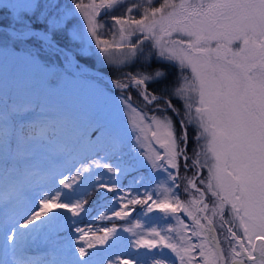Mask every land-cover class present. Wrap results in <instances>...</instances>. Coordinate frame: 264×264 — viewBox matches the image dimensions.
<instances>
[{"label": "snow or ice", "instance_id": "obj_1", "mask_svg": "<svg viewBox=\"0 0 264 264\" xmlns=\"http://www.w3.org/2000/svg\"><path fill=\"white\" fill-rule=\"evenodd\" d=\"M71 5L29 0L24 5H5L0 11L9 17L10 39L39 41L41 49L46 45L58 50L57 56L64 60L70 57L59 50L53 37L66 31L71 41L79 42L81 52L90 50L94 41L105 62L117 71L137 60L150 65L153 57L176 67L173 82L162 84L159 91L148 87L167 79L168 73L159 67L121 71L120 78L111 81L121 90L119 99L137 133L140 155L153 172L166 175L154 191L146 187L142 198L125 199L129 189L122 188L120 178L137 171L143 161L131 153L125 157L119 143L111 140L102 149L106 157L81 161L74 174L59 180L71 193L53 186L37 208L28 202L13 216L6 215L0 222L6 240L15 242L60 221L75 224L73 217L89 212L83 197L94 189L96 203L107 200L106 193L113 194L108 201L115 205L109 209L111 217L100 219L126 220L136 205L141 206L143 217L159 214L153 216L155 224L137 219L122 229L134 237L133 247L146 250L151 264H264V0H159L158 5L157 0H71ZM31 17L44 27L33 28ZM73 19L78 23L69 27ZM105 29L112 40L103 38ZM136 34L142 39L129 42ZM145 41H151L154 52L145 53ZM126 90L131 91L124 95ZM132 91L143 107L134 104ZM20 111L7 102L0 108V168L5 173L31 139L18 120ZM190 127L194 128L191 153ZM94 131L101 138L108 136L103 126ZM105 158L114 162L101 163ZM118 190L123 194L116 195ZM75 231L81 233L78 242L82 243L76 249L80 259L73 257L70 264H97L98 253L88 249L112 236L123 239L116 235L115 226L98 229L102 236L91 229ZM109 264L117 262L109 259ZM136 264L142 261L137 259Z\"/></svg>", "mask_w": 264, "mask_h": 264}, {"label": "rangeland", "instance_id": "obj_2", "mask_svg": "<svg viewBox=\"0 0 264 264\" xmlns=\"http://www.w3.org/2000/svg\"><path fill=\"white\" fill-rule=\"evenodd\" d=\"M84 2L87 3L88 0H84ZM27 3H29V0H0V9H3L5 5L9 4L24 5ZM60 3L72 6L71 0H60ZM158 3L159 0H157V5ZM114 14L118 15L119 12ZM136 18L139 17L137 16ZM8 19L7 13L0 11V22L2 21L4 23L0 24V30L7 34L10 31L7 27ZM31 19L35 22V17H31ZM100 19L104 20L106 18L101 17ZM75 23H78V21L73 19L69 22L68 26L71 27ZM39 25L41 27L35 29L44 27L43 24ZM84 28L86 31V24ZM138 37L142 39L140 34H136L129 38V42L134 43ZM0 38V93L4 96L7 95L13 102L26 103V105L33 103L37 98L38 104L35 102L37 106H33L35 112L32 111L33 113L29 117L39 120L43 119L49 123L53 121L52 123L55 124V127H63L64 130L66 128L62 133L64 136L72 137L71 141H67L66 138L59 136L58 139L48 138L44 140L47 141L46 144L36 140H28L25 143L22 154L27 164L26 171H31L29 169H35V171L31 176H17L14 173L7 174V178L0 183V222L5 219L6 215L8 217L13 216L14 213L19 211L28 202H31L33 209L37 208L39 200L43 198L44 193L49 191L53 186L62 189L63 193H71L72 190L64 189L59 184V180L72 173L74 168L79 167L80 162L84 161L87 157L86 155H90L88 157L91 160H99L101 157H106L102 149L107 148L111 140L119 143L125 157L131 153L138 161H143L142 164L137 165V168L141 167L146 170L143 171L141 169L125 176L124 181L120 183L122 188L129 189L125 199L137 196L142 185H145V179L148 177L152 180L153 189H156V185L163 181L166 174L163 172H153L144 157L140 155L143 150L136 144L137 133L133 131L129 123L128 114L119 99L121 97V90L115 88L111 81L120 78L119 72L135 70L136 68H146L151 71V69L159 67L163 68L167 73L172 72L176 75V67L166 62L158 63L155 57H153L150 65H144L137 60L130 67H121L117 71L115 66H110L105 62L103 54L95 47L94 41L91 42L92 47L90 50L81 52L79 42L71 41L66 31L62 34L54 35L53 38L58 41L61 48L72 54L76 61L71 64V60H64L63 56H57L56 52L58 50L49 49L45 45L43 48V52L45 53L43 59L53 63L42 64L39 60L32 59L25 53L14 52L5 43L6 39ZM103 38L112 40V36L108 33L107 29L104 30ZM65 45H67V48H65ZM144 50L145 53L155 51L151 49V41L144 42ZM48 52L51 54H48ZM115 54L119 55V52ZM50 55H53L52 60L49 57ZM86 68H89L92 73L88 72ZM164 83H168V79L157 84L155 83V85L161 87ZM128 91L131 90H126L124 95H127ZM132 92L134 94V104L138 108L143 107L135 91ZM5 99L0 101V108H3ZM174 102L179 106L180 102ZM25 113V115H28V111ZM94 126H103L107 130L108 136L101 138L97 132L95 134L92 133L93 131L90 133L92 129L97 128H94ZM188 131V150L191 153L193 148L191 138L194 135V128L190 127ZM81 136L84 137L83 140H81ZM62 142L69 145L66 149L68 154L66 157H63L67 162L64 167V162H60L58 156H56V154L63 152V148L58 150L63 146ZM83 143H85V151L81 145ZM76 147L80 149L78 150ZM108 154L110 155L111 153L109 152ZM110 160L105 158L101 160V163H108ZM69 164L72 165L71 170H69ZM47 168L48 170H45ZM95 171L104 170L95 169ZM48 174L52 175L49 176ZM202 174L206 176L207 170H203ZM54 175L55 180H52ZM105 175L109 174L106 173ZM133 178L137 181L136 183H133ZM182 192L183 189L181 187L180 195H182ZM122 194V190H118L116 193V195ZM182 196V199L186 198L184 195ZM76 198L73 197V199ZM58 211L66 213V210L63 209ZM66 214L71 217L70 213ZM181 218L185 219L186 223H191L182 214ZM134 219L131 215L126 220H119V225L116 226L118 230L116 235L123 239L117 240L116 236H112L105 244L97 245L94 250L102 255L95 257V259L99 258L103 260L97 264H109V259L114 260L116 258L115 254H117L118 249H131L132 244L129 246L128 243H131L134 237L131 233L124 232L122 229L130 227L136 221H133ZM19 222H22V218ZM36 223L39 224L40 222L37 221ZM57 223L59 222L46 227L53 228L52 230L55 231L59 227ZM31 227L29 226V229ZM106 227L107 225H103L102 228ZM76 228L79 227L73 226L67 234H55L48 239H37L33 237V234L29 235L28 238L34 240V245H32L34 247L30 249L32 251L31 253H27V248L21 247L19 244V241L22 242V237H17L15 242L7 241L5 233L3 230H0V261H7L8 264L19 260L30 262V264H70L73 257L80 259L76 249L82 243L78 242L81 233L76 232ZM99 228L94 226L91 227V230L96 232ZM18 231L26 232L29 230L18 229ZM136 231L141 230L137 229ZM96 234L102 236L104 233ZM7 235H11L10 229ZM133 249L136 251L135 254L120 257L117 264L120 261H127L128 264H136L137 259H140L142 264L144 260H147L148 264H151V258L144 255L146 252L145 249L136 247H133ZM167 251L165 249V252ZM137 253H140L139 257H137ZM24 254L26 255L25 258ZM99 259H96V261Z\"/></svg>", "mask_w": 264, "mask_h": 264}, {"label": "trees", "instance_id": "obj_3", "mask_svg": "<svg viewBox=\"0 0 264 264\" xmlns=\"http://www.w3.org/2000/svg\"><path fill=\"white\" fill-rule=\"evenodd\" d=\"M0 24H4V23L1 21ZM32 27L33 28H40L41 26L38 23L33 22L32 23ZM0 37H2L3 39H6L5 43L8 44L7 46L10 47V49H12L16 53H18V52L19 53L20 52L25 53L30 58L39 60L42 64L53 63V62H50V61H48L46 59L45 60L43 59L44 56H45V53L43 52V49H41V47H38L40 45L39 41H36V40H33V39H29L26 42L13 41L12 39H10L9 35L7 33H5L4 31H2V30H0ZM48 54H51V53L48 52ZM52 56L53 55L49 56L51 60H52ZM9 69H12V68H9ZM174 76H175V74H173L172 72L168 73V77H167L168 84L173 82ZM148 87H149V89H151L153 91H159L160 88H161L159 86H156L155 83H153L152 85H148ZM133 95L134 94L132 92V96ZM4 98H6L4 103L7 102L8 105H10V106L11 105H16V106H18L21 109L20 114L18 116V120L25 125L24 132H25V135L31 137V139H29V140H36V141H38L40 143H45V144H46L47 141H44V140H47L48 138H50V139H58L59 136H62V138H66L67 141H71L72 140L71 136H64L62 134L63 131L66 130V128L64 130L63 127H55V124L52 123L53 121H51L49 123V122H46V120H43V119L39 120V119H36V118L33 119V118L29 117L31 113L35 112V109H34L33 106H37V104H38L37 103V100H38L37 98L34 100L33 103H28L27 105H26V103L22 104V103L13 102L12 100H10L8 98L7 95L4 96L2 93H0V101H3ZM26 111H28V115H25ZM95 127H98V126H94V128ZM41 129L44 130L43 134H41ZM91 132L94 133V134L96 133V131H94V129H92L90 131V133ZM85 143H88V142H85ZM85 143H83L84 145L81 144L83 146V150L84 151L86 150V147H84ZM62 145L63 146L61 148H59L58 150L63 148V152L59 153V154H56V156H58V160H60V162H64L63 163V167H64V166H66L67 162L65 161L66 159H64L63 157H66V155L68 154V151L66 149L68 148L69 145H67L65 142H62ZM76 148L78 150L80 149L79 147H76ZM188 148H189V144H188ZM72 149H73V147H72ZM102 152L104 153V155H106L105 150L102 151ZM98 153L101 154L99 151H98ZM86 156L87 157L84 159V161L85 160L88 161V159L90 158V157H88L90 155H86ZM89 160H91V159H89ZM87 161H85V163ZM113 162H114L113 160L112 161L111 160L108 161V163H113ZM79 166H80V164H79ZM26 167H27L26 160L24 159V156L21 153L20 156L18 157L17 162L15 164H13V163L9 164L10 171L8 173H5V171H3L2 168H0V183H2V181L5 178H7L6 177V176H8L7 174H11V173L16 174L17 176H25V175L26 176H31V174H33L35 169H29L31 171H26ZM137 169L138 170L143 169V171H146V170H144V168H141V167H139ZM45 170H48V168L45 169ZM74 172H75V168L72 170V173H70V174H74ZM48 175L51 176L52 174H48ZM124 178H125V176L121 177L119 182L122 183L124 181ZM146 187L150 191H154L152 180H150L149 177L147 179H145V185H142V187L140 188V190L138 192V195L141 198L145 194V188ZM181 194L184 195L183 192ZM182 195H181V198L183 197ZM112 196H113L112 193H106L107 200H101L99 203H96L95 202L96 199H97L96 198V193H95V190L93 189V190H91L89 195H86V196L83 197V199L85 198L89 202L86 205V207L89 208V212L88 213H82L79 217H73L72 219H74L76 221L75 224H67V223H64L63 221H60L59 223H57L59 225V227L57 229H55V231L52 230L53 228L44 227V228L38 230L37 232L31 233V234H33V237H35L37 239H43V238L48 239L49 237H52L55 234H67L68 231L71 230L73 226L79 227L81 229H85V231H88L89 229H91V227H94V226L100 227L99 229H102L103 225H107L106 228H110V227H113V226L116 227V226L119 225V220H117L115 218H112V219H100L101 215H107V216L111 217L112 214H111V211L109 209L112 208V207H115V205L109 204L108 201H110L112 199ZM73 197L76 198L75 196H73ZM130 207H132V206H130ZM134 207H135L136 211L132 214V216L135 218L133 221L139 219L140 222L142 224H145V225L155 224L156 223L155 220L153 219V216L154 215H159L158 213L157 214L150 213V214H148V217L146 218V217L141 216V206L140 205H136ZM172 223H174V221ZM163 226L166 227V224H163ZM97 230H96V233H99V234L103 233V232H99ZM28 236L22 237V239H21L22 242L19 241V244L21 245V247H29V246L34 245V240L33 239H29ZM128 244L130 246L131 243H128ZM89 252L98 253V255L96 257H100L102 255L101 253H99L98 251H96L94 249H90ZM105 253H106V251H105ZM135 253H136V251H135V249H133V246H131V249H126V248L118 249L117 254H115L116 258L114 260H112V261H116L118 263L120 257L126 256V255L135 254ZM96 259H99V258H96ZM100 261H103V260L99 259L97 261V263H101Z\"/></svg>", "mask_w": 264, "mask_h": 264}, {"label": "water", "instance_id": "obj_4", "mask_svg": "<svg viewBox=\"0 0 264 264\" xmlns=\"http://www.w3.org/2000/svg\"><path fill=\"white\" fill-rule=\"evenodd\" d=\"M59 50H62L66 55H70V57L74 60V61H76V59L74 58V56L72 55V54H70L69 52H67L65 49H63V48H61L60 47V49ZM80 63V62H79ZM87 69V71L88 72H91L92 73V71L89 69V68H86Z\"/></svg>", "mask_w": 264, "mask_h": 264}, {"label": "bare ground", "instance_id": "obj_5", "mask_svg": "<svg viewBox=\"0 0 264 264\" xmlns=\"http://www.w3.org/2000/svg\"><path fill=\"white\" fill-rule=\"evenodd\" d=\"M69 57H70V55H69ZM70 60H71V64H73V62H75L71 57H70ZM95 74H97V73H95Z\"/></svg>", "mask_w": 264, "mask_h": 264}]
</instances>
